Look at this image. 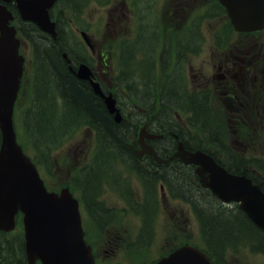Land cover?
Instances as JSON below:
<instances>
[{
    "label": "trees",
    "instance_id": "obj_1",
    "mask_svg": "<svg viewBox=\"0 0 264 264\" xmlns=\"http://www.w3.org/2000/svg\"><path fill=\"white\" fill-rule=\"evenodd\" d=\"M150 1L142 0V3H150ZM60 2L62 6L72 7L79 4L81 0H60ZM62 15L59 16L61 21H63ZM31 33L34 36L35 32L31 30ZM191 40H194L193 37L188 36L183 42L184 47L191 43ZM47 42V38H37L36 42L33 41L36 57L35 100L31 110L25 112V126L34 147L45 154L43 162L52 165L49 153L55 151L57 142L62 140L63 135L76 129L78 125L89 126L93 123L82 105L68 93L60 77L49 65L44 55ZM155 42L156 40L152 38L153 47ZM56 47L58 48V45ZM151 56L144 37H139L137 42L129 44L124 52L123 65L126 69V86L145 108L153 110V126L156 130L163 132L165 127L168 130L177 129L178 125L171 117V110L174 108L182 111L189 110L192 112L191 118L202 125L204 137L215 141L216 149L222 148L219 141L221 133L213 132L208 124L205 97L203 99L202 96L188 95L176 74L169 76L164 83L160 84L153 75ZM157 105L160 107L158 110H156ZM99 130L102 132L98 133V139L102 141L103 146L96 156L93 167L87 171L82 180L87 208L98 223L106 222L110 218V211L96 201L102 185L108 182L109 177L111 178L113 171L110 169L116 168L117 162L131 161L135 163V171L143 179L146 189L144 203L135 204L138 213L145 219L142 236L145 235L146 238L151 232V219L155 210L154 183L156 179H162L172 194L188 201L194 207L201 221L205 250L218 264H226L229 256H237L246 251L264 255V231L251 223L238 208L221 207V204L207 190L198 185L197 180L192 181L193 171L190 167L182 166L176 159L171 160L169 166L140 167L134 159H131L129 152L118 145L104 130ZM171 144L169 143L170 146ZM250 165L256 168L259 166L255 162ZM260 168L263 169L264 175V168ZM236 172L252 177L264 188V178L259 179L245 164L239 165ZM0 264H26L20 227L9 234L0 232Z\"/></svg>",
    "mask_w": 264,
    "mask_h": 264
},
{
    "label": "water",
    "instance_id": "obj_2",
    "mask_svg": "<svg viewBox=\"0 0 264 264\" xmlns=\"http://www.w3.org/2000/svg\"><path fill=\"white\" fill-rule=\"evenodd\" d=\"M23 18H36L43 28L48 26L45 8L54 0H15ZM226 8L233 27L249 31L264 26V0H219ZM26 16V17H25ZM11 15L0 8V230L14 227V216L24 214L25 251L28 264H94L85 246L77 202L67 189L60 194L47 192L34 165L24 156L15 141L12 111L16 99L23 57L18 55L19 41L9 26ZM30 19V18H29ZM53 66L64 77L69 90L113 135L111 120L93 106V95L83 92L57 59L53 50L46 52ZM113 112V107L109 106ZM117 120V117L115 118ZM135 155L140 153L133 151ZM145 152L152 154L147 148ZM176 156L185 163L199 166L202 186L224 201H238L239 207L260 229L264 230V193L244 176L228 173L207 155L189 153L182 147ZM158 264H213L202 251L181 247Z\"/></svg>",
    "mask_w": 264,
    "mask_h": 264
},
{
    "label": "rangeland",
    "instance_id": "obj_3",
    "mask_svg": "<svg viewBox=\"0 0 264 264\" xmlns=\"http://www.w3.org/2000/svg\"><path fill=\"white\" fill-rule=\"evenodd\" d=\"M133 0H113L112 3L107 7H99L95 5L88 6L80 16V26L76 24H66L65 33L69 34L71 41L76 42L78 45L80 39L78 36V31L86 29L88 35L91 38V42L94 46L95 51L98 54V51L102 53V56L99 57V60L95 58L92 62V66L95 67L98 74L105 77L104 84L110 86V82L115 85L116 77V51H117V42L118 39L122 36L131 37L133 34V29L135 27V17L132 11ZM212 3V0H155L153 4V13L156 11L160 17L159 28V46L157 48L156 59L158 62V75L160 80H163L161 77L168 71L171 61L174 57L173 53V42L174 40L183 34V27L189 22L193 21L197 13L204 10ZM149 4V2L147 3ZM147 20L149 23L153 22V14L151 10L146 9ZM225 21V17L220 19H215L211 22L206 20L201 21L198 26L199 39H201V47L197 52L195 44L197 41L189 44L192 46L191 49L184 50L180 48V51L183 53V60L185 61V77L187 79V88L189 92L195 91V82L206 85V78L203 76H209L216 73V69L213 67L216 60L226 51H231L236 53L235 49L238 48L237 44L243 42L240 38L232 34L231 41L227 39V44L224 46L223 51L217 50L212 44V32L215 31L221 24ZM76 27H80L79 30H75ZM75 31V32H74ZM76 37V40L74 39ZM230 37V36H229ZM247 41L254 44H248L247 47H239L243 49V53L249 55V59L252 61V64L255 66L256 79H260L259 84L253 91L250 92V97L248 96V90L244 92L239 91V94H242L241 98L247 97V101H242L241 105H232L234 110H232L231 118L235 116V113L241 112L244 115L243 118L248 122L254 124L253 128L250 130L251 135L255 136L257 143L255 142L254 146L256 147V155H259L264 158V32L262 34L248 35L245 37ZM238 41V42H237ZM71 44V43H70ZM69 48V45H68ZM21 50L26 56H30L29 49L26 46H22ZM76 54H81L79 46H74L73 48ZM98 57V56H97ZM29 59V57H28ZM31 68L29 62L27 63V73L30 74ZM29 76V75H28ZM192 76L194 78H192ZM166 77V76H165ZM167 79V78H166ZM165 79V80H166ZM110 80V82H108ZM194 80V82H193ZM164 81V80H163ZM161 84V81L159 82ZM209 84H212L208 80ZM255 83V82H254ZM25 92L22 91L20 99L18 101L17 108L15 109V122L19 130V140L22 138V130L20 128V110L27 104L28 101V77L24 81ZM106 86V85H105ZM213 100L210 103L211 113L214 117L216 111L225 110L221 105V102L213 95ZM250 104V107H248ZM125 113L131 111L129 106H125ZM134 111H137L136 106ZM229 115V118H230ZM239 119V118H238ZM220 119L217 118V121ZM226 122V121H225ZM238 122H240L238 120ZM236 124H239V123ZM233 126V125H232ZM237 132V138L232 142L231 138L229 139L232 147L243 148L245 145V140L242 138L241 127L235 128ZM185 135H190L194 140L197 139V133L185 131ZM252 140V139H251ZM30 145V143H28ZM253 144V140H252ZM94 145L93 136L91 131H89L85 126H78L74 129L70 136L65 138L63 146L55 151L56 163L55 169L53 170V177L47 176V186L53 189H60L66 184V180L70 174V171L76 164H79L86 158L88 155V150ZM235 150V149H234ZM239 151V150H238ZM34 154V153H33ZM53 156V157H54ZM116 168L110 169L113 171L111 176L117 178L118 168L122 167V163L117 162L115 165ZM112 178L109 177L108 181H111ZM136 183V181H133ZM106 202L109 205L114 207H120L123 205V201L117 198L110 193L105 195ZM168 205L164 209V213L159 214L156 223L154 224V241L153 247L151 249V258H156L159 255V250L162 245L163 240L166 237V226L170 227L172 225H186L188 224V229L192 231L194 239L193 242L200 243V234L197 222L191 214V210L188 205L179 202V201H167ZM139 220L136 216L132 214H127L120 217L113 229H115L122 236L130 237L133 232L137 229ZM108 237V236H107ZM107 237H104L105 239ZM95 247V253L97 258L101 260H117L119 259L118 255L111 252L108 253L105 244L93 242ZM230 264H264V256L259 254H253L249 251L242 252L236 257L229 258Z\"/></svg>",
    "mask_w": 264,
    "mask_h": 264
},
{
    "label": "flooded vegetation",
    "instance_id": "obj_4",
    "mask_svg": "<svg viewBox=\"0 0 264 264\" xmlns=\"http://www.w3.org/2000/svg\"><path fill=\"white\" fill-rule=\"evenodd\" d=\"M147 50L151 54L150 48L147 43ZM217 64L214 66L216 67L217 74H211L209 76H203L206 78V85H201L203 88L209 87L208 80L211 81L214 85L216 84L217 89H219L220 98L224 101L234 104H240L242 101H247L248 98L244 97L241 98L242 94H239V91H244V88L241 86V83L245 80L246 84L252 81L254 78L252 68V61L248 59L246 53H241L240 57L233 55L232 52L225 53L221 55L217 59ZM83 86L90 90V85L88 82L84 81ZM97 102L100 104L99 106L105 109L104 101L100 98H97ZM229 103H225V107L229 108ZM147 126H149V122H147ZM118 131H121L123 137L129 141L135 148L140 149L141 141L139 139V133L135 129H128L125 126L124 122H120L117 124ZM150 129V127H149ZM167 136L164 135L159 140L151 139L148 140L147 138L144 139L145 143L151 144L153 147L160 150H163L165 147V142ZM131 159H135L131 156ZM141 159L149 160V157L143 156Z\"/></svg>",
    "mask_w": 264,
    "mask_h": 264
}]
</instances>
